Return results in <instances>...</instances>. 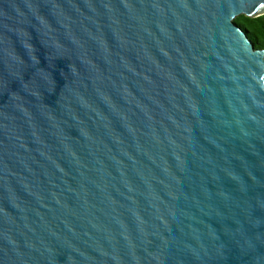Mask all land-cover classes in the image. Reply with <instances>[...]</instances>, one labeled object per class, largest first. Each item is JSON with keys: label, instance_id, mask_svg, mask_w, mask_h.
Here are the masks:
<instances>
[{"label": "water", "instance_id": "water-1", "mask_svg": "<svg viewBox=\"0 0 264 264\" xmlns=\"http://www.w3.org/2000/svg\"><path fill=\"white\" fill-rule=\"evenodd\" d=\"M264 0H0V264H264Z\"/></svg>", "mask_w": 264, "mask_h": 264}, {"label": "trees", "instance_id": "trees-1", "mask_svg": "<svg viewBox=\"0 0 264 264\" xmlns=\"http://www.w3.org/2000/svg\"><path fill=\"white\" fill-rule=\"evenodd\" d=\"M235 23L247 34L257 50H264V16L258 18L240 16Z\"/></svg>", "mask_w": 264, "mask_h": 264}]
</instances>
